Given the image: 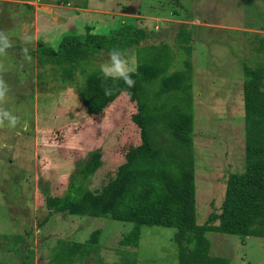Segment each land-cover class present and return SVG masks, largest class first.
I'll return each mask as SVG.
<instances>
[{"label": "rangeland", "instance_id": "obj_1", "mask_svg": "<svg viewBox=\"0 0 264 264\" xmlns=\"http://www.w3.org/2000/svg\"><path fill=\"white\" fill-rule=\"evenodd\" d=\"M123 23L146 29L142 46L168 43L169 71L191 62L196 225L219 210L228 174L244 169L242 64L264 63V0H0V30L13 42L0 57L10 89L2 107L19 117L15 128L0 127V264H45L58 240L85 244L88 255L72 264H179L173 227L142 225L136 246L122 243L137 184L136 73L132 88L104 80L109 52L88 49L117 36ZM181 30L190 34V56ZM24 34L35 37L30 62L21 55ZM68 36L76 40L62 47ZM60 51L90 58L78 70L82 82L53 75ZM135 52L123 53L134 68ZM159 141L172 143L162 133ZM93 151L100 166L78 202L58 210L70 177ZM205 236L209 254L224 264H264L263 237Z\"/></svg>", "mask_w": 264, "mask_h": 264}, {"label": "trees", "instance_id": "obj_2", "mask_svg": "<svg viewBox=\"0 0 264 264\" xmlns=\"http://www.w3.org/2000/svg\"><path fill=\"white\" fill-rule=\"evenodd\" d=\"M132 27L130 23H123L114 31L117 36L112 34L104 38L100 46L88 49L91 54L99 50L110 52L113 48L124 53L126 48L135 46L138 60L135 72L140 134L137 184L132 198V228L124 234L122 243L136 246L142 225L173 227L179 264H224L222 257L209 254L210 242L206 232L264 238V63L253 67L242 64L244 169L228 174L219 210L211 211L203 223L196 225L195 177L190 161L193 141L192 65L189 58H185L183 69L169 71L168 43L142 46L148 32L145 28ZM180 33L184 34L182 47L190 56V34L183 33V30ZM72 38L66 37L62 47L76 40L75 36ZM57 54L61 61L51 65L53 75H59L65 83L82 82L78 70L87 67L90 58H73L63 51ZM160 133L171 140L169 146H163L164 141L160 143ZM100 164L99 152L93 151L77 167L76 175L73 174L68 181L67 192L57 204L58 210L67 211L78 202L84 183ZM84 245L58 240L45 264H72L81 260L89 253L84 250Z\"/></svg>", "mask_w": 264, "mask_h": 264}, {"label": "clouds", "instance_id": "obj_3", "mask_svg": "<svg viewBox=\"0 0 264 264\" xmlns=\"http://www.w3.org/2000/svg\"><path fill=\"white\" fill-rule=\"evenodd\" d=\"M20 40L23 43L21 48L22 58L30 62L32 57L28 46L34 44L35 37L31 34H24L20 37ZM12 47L13 42L10 36L5 31L0 30V57H6L8 50ZM8 70L4 60L0 59V127L5 126L7 122L8 127L15 128L19 123V117L2 107L10 90L7 81L4 79V74ZM100 72L104 80L123 81L129 88L135 86L133 74L136 72V68L129 65L124 54L117 48H113L109 52L107 62L100 66ZM111 93V88L106 87L104 89L105 96L111 95Z\"/></svg>", "mask_w": 264, "mask_h": 264}, {"label": "crops", "instance_id": "obj_4", "mask_svg": "<svg viewBox=\"0 0 264 264\" xmlns=\"http://www.w3.org/2000/svg\"><path fill=\"white\" fill-rule=\"evenodd\" d=\"M88 4H89V2H88ZM37 5H38V4H35V6H36V7H37ZM81 8H84V9H86V8H88V7L82 6ZM84 11H85V10H84ZM80 12H81V11H80ZM91 15H92V14H91ZM93 15H94L95 17H93V16H92V17H93V18H96V16H97V15H99V14H98V13H95V12H93ZM94 20H95V19H94ZM73 28H74V27H73Z\"/></svg>", "mask_w": 264, "mask_h": 264}]
</instances>
